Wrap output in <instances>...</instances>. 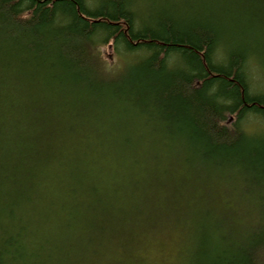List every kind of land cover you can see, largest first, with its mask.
<instances>
[{"label": "trees", "instance_id": "obj_1", "mask_svg": "<svg viewBox=\"0 0 264 264\" xmlns=\"http://www.w3.org/2000/svg\"><path fill=\"white\" fill-rule=\"evenodd\" d=\"M158 231L177 264H264V0H0V264Z\"/></svg>", "mask_w": 264, "mask_h": 264}, {"label": "rangeland", "instance_id": "obj_2", "mask_svg": "<svg viewBox=\"0 0 264 264\" xmlns=\"http://www.w3.org/2000/svg\"><path fill=\"white\" fill-rule=\"evenodd\" d=\"M253 80L257 81V76ZM178 241L174 232L158 231L142 236L129 249H116L112 255L118 264H177Z\"/></svg>", "mask_w": 264, "mask_h": 264}, {"label": "bare ground", "instance_id": "obj_3", "mask_svg": "<svg viewBox=\"0 0 264 264\" xmlns=\"http://www.w3.org/2000/svg\"><path fill=\"white\" fill-rule=\"evenodd\" d=\"M113 55L110 53V57H112ZM260 117H258L256 114H249L248 116H247V118L245 119V123H246V125H247V127L246 128H248L251 124H253V123H258V122H260ZM227 123L229 124V121H227ZM109 166H110V168L113 166V163H112V161H110L109 162ZM165 184V183H164ZM39 188V187H38ZM123 195V193H116L115 194V197L116 198H120L121 196ZM146 196H149V194H146ZM78 199H83L84 200V197L83 196H80V195H78ZM147 201H145V199H143L142 197H137L135 200H134V202H132V205L135 207V208H137V209H139V210H144V207L146 208V206H147ZM111 204L112 205H114L115 204V202L113 203V202H111ZM164 208V207H163ZM167 214V212L164 214V215H166ZM107 217H110V218H113V215H111V214H108L107 215ZM163 218V217H162ZM80 219H82V218H80ZM89 219V217H87L85 220H88ZM71 220H73V217H70V218H67V220L66 221H61V222H59L58 224H57V233L55 232V230H53L54 228H55V226H52L51 228H49V227H46V228H44V231H46L48 228V234L50 235H52V234H54V233H56L55 234V236L51 239V243H50V247L51 246H53V244H54V246L55 245H58L59 243H61V242H65V239H64V236L66 235V234H71V235H73V237L72 238H70L68 241H67V243L68 242H70L72 245H74V246H77L78 245V243H79V236H82V237H85V238H87V235H85V233H83V232H81L82 231V229L81 228H79V223H75L76 225H75V227H73L70 231H66V230H68V228H65L64 227V225L65 224H68V222L70 221L71 222ZM84 220V221H85ZM164 222H165V220H163ZM163 222V223H164ZM72 223V222H71ZM74 225V224H73ZM73 225H71V226H73ZM43 231V232H44ZM51 232V233H50ZM94 234H95V238L96 239H94L95 241H96V245H95V257H98V256H101L102 258L104 257V253H105V250H104V248H103V246H102V244H101V241H99V235H98V229H95V231H94ZM88 238H90V239H92L93 237H88ZM90 239H87V240H90ZM182 239V238H181ZM82 240V239H81ZM138 241H140V239H138V240H135L134 242H131V244L130 245H128L127 247H124V248H115L112 252H111V257H112V259L113 260H115L116 261V259L114 258V256L112 255V253L116 250V249H129L130 248V246L132 245V244H134V243H136V242H138ZM178 252V251H177ZM178 259V258H177ZM177 259H176V261H177ZM33 264H46L45 263V261H41V262H34ZM88 264H100V262L98 261V260H92L90 263H88ZM115 264H118V262L116 261V263Z\"/></svg>", "mask_w": 264, "mask_h": 264}]
</instances>
